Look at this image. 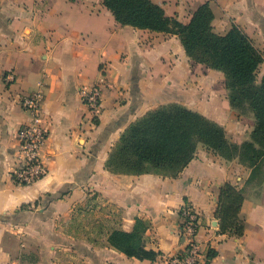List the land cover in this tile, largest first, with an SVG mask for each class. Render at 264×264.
Instances as JSON below:
<instances>
[{
	"label": "crops",
	"instance_id": "obj_1",
	"mask_svg": "<svg viewBox=\"0 0 264 264\" xmlns=\"http://www.w3.org/2000/svg\"><path fill=\"white\" fill-rule=\"evenodd\" d=\"M151 1L182 23L209 1L213 31L238 25L262 52L264 74V0ZM102 67L106 85L92 122L79 89L97 82ZM37 90L48 132L41 152L46 173L18 186L10 178L15 134L29 121L19 99ZM225 95L223 75L188 59L176 36L121 26L102 0H0V264H63L68 248L80 264H168L184 247L177 233L184 203L200 220V264H264V178L255 184L252 169L201 145L176 177L105 168L121 133L169 103L217 122L232 143L248 140L253 121L227 124L235 112ZM224 183L244 196L241 237L217 233L214 211ZM92 196L107 211L86 221ZM84 217L91 230L80 237ZM135 218L149 223L145 247L159 252L155 260L129 258L106 244L110 228L128 232ZM208 249L216 255L205 262Z\"/></svg>",
	"mask_w": 264,
	"mask_h": 264
},
{
	"label": "trees",
	"instance_id": "obj_2",
	"mask_svg": "<svg viewBox=\"0 0 264 264\" xmlns=\"http://www.w3.org/2000/svg\"><path fill=\"white\" fill-rule=\"evenodd\" d=\"M102 3L121 26L176 36L188 59L223 75L229 107L240 114L249 113L254 124L249 139L236 144L227 139L222 126L200 113L176 103L161 105L121 133L105 168L114 174L176 177L201 145L226 161L237 160L252 169L254 179L260 173L259 161L264 159V74L257 79L263 54L251 38L234 23L224 34L215 33L209 1L199 5L186 23L167 16L162 6L151 0ZM243 199L242 191L230 183L219 188L214 211L218 234L243 235L244 221L239 215ZM148 228L147 221L135 218L128 232L110 228L106 244L129 258L155 260L159 252L145 247ZM215 255L216 251L208 249L205 262Z\"/></svg>",
	"mask_w": 264,
	"mask_h": 264
},
{
	"label": "built area",
	"instance_id": "obj_3",
	"mask_svg": "<svg viewBox=\"0 0 264 264\" xmlns=\"http://www.w3.org/2000/svg\"><path fill=\"white\" fill-rule=\"evenodd\" d=\"M5 79L12 81L13 75L9 73ZM105 85V70L102 67L97 82L90 86H82L79 89L81 102L91 121L99 112L102 90ZM19 102L21 109L28 114L29 121L16 131L17 148L14 153V168L10 172V178L18 186H27L35 183L46 173L41 152L47 140L48 132L41 112L43 92L37 90L29 94H22ZM179 214L180 221L177 226V233L182 239L184 247L180 254L168 260V264H200L202 255L195 241L200 228L198 214L186 203L180 208Z\"/></svg>",
	"mask_w": 264,
	"mask_h": 264
},
{
	"label": "rangeland",
	"instance_id": "obj_4",
	"mask_svg": "<svg viewBox=\"0 0 264 264\" xmlns=\"http://www.w3.org/2000/svg\"><path fill=\"white\" fill-rule=\"evenodd\" d=\"M216 30L220 32V31H222V28L221 27H216ZM201 71H203V69L202 68H198V69H196L195 74H200ZM209 74H210V77H211L215 73H210L209 72ZM260 74H261V71L259 70L257 72V79L260 78ZM223 98L226 99V95ZM203 104L209 106L204 101H203ZM234 112H235V115H232L233 118L227 124H238L237 122H239L240 124H250L251 121H253L252 117H251V115L249 113L240 114V113H238L236 111H234ZM228 113H229V111H228ZM230 114H231V112H230ZM236 117H237V120H236ZM95 120H96V117L92 120V122H95ZM259 163L260 164L258 165V167H259L260 173H257V175L255 177V181H254L255 184L261 182L262 178L264 176V159L260 160ZM239 164H241V163H239ZM241 165H243V164H241ZM103 206H104V203L101 202L99 199L95 200L94 196L89 198V201L87 202V208H90V209H87V210L90 212V214L86 216V218H87L86 221H88L89 218H91V216H94V213H97L98 215H100L101 212H106L107 209L104 208ZM81 220L84 221V225H83L82 228H80L81 231H79L78 234H79L80 237H84V236L88 235L87 232L90 231L91 228L89 227V225H86L87 223L85 222V217L82 218ZM72 250H73V248L72 249L68 248L65 252H63V261H64L63 264H80L79 261H78L79 260V257H78L79 253L78 252H73Z\"/></svg>",
	"mask_w": 264,
	"mask_h": 264
},
{
	"label": "water",
	"instance_id": "obj_5",
	"mask_svg": "<svg viewBox=\"0 0 264 264\" xmlns=\"http://www.w3.org/2000/svg\"><path fill=\"white\" fill-rule=\"evenodd\" d=\"M216 225V222H214V226Z\"/></svg>",
	"mask_w": 264,
	"mask_h": 264
}]
</instances>
